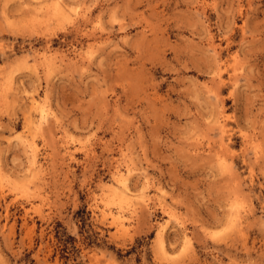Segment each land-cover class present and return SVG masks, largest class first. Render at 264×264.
<instances>
[{
	"label": "rangeland",
	"instance_id": "obj_1",
	"mask_svg": "<svg viewBox=\"0 0 264 264\" xmlns=\"http://www.w3.org/2000/svg\"><path fill=\"white\" fill-rule=\"evenodd\" d=\"M0 264H264V0H0Z\"/></svg>",
	"mask_w": 264,
	"mask_h": 264
},
{
	"label": "bare ground",
	"instance_id": "obj_2",
	"mask_svg": "<svg viewBox=\"0 0 264 264\" xmlns=\"http://www.w3.org/2000/svg\"><path fill=\"white\" fill-rule=\"evenodd\" d=\"M53 57H55V56H53ZM57 57V56H56ZM59 59V58H58ZM53 60H54V58H53ZM52 60V61H53ZM60 61H61V59H60ZM64 61V60H63ZM58 62V61H57ZM56 62V63H57ZM49 67V66H48ZM36 100H35V98L34 97H31V104L33 103L34 104V102H35ZM44 102V101H43ZM43 102H42V104H43ZM40 105V104H39ZM43 106H45V105H43ZM37 107V106H36ZM48 107V106H47ZM42 108V107H41ZM39 110V109H38ZM46 110H47V108H46ZM46 110H40V113H38V114H40L39 116L40 117H44V116H46V114H47V111ZM50 115V114H49ZM39 118V117H38ZM47 118V117H46ZM45 118V119H46ZM43 119V118H42ZM39 120V119H38ZM40 121V120H39ZM35 123H37V122H35ZM35 125H37V124H35ZM29 144V143H28ZM27 144V145H28ZM33 144V143H32ZM31 144V145H32ZM26 145V146H27ZM29 149H30V147H28ZM32 149V151H33V149L34 148H31ZM36 152V151H35ZM34 151L32 152L33 153V157H34V153H35ZM31 153V154H32ZM125 160V159H124ZM128 160H131V159H128ZM37 161V160H36ZM38 162V161H37ZM34 163H35V160H34ZM130 164V163H129ZM42 166V165H41ZM117 166V165H116ZM36 167H37V165H36ZM123 167V166H122ZM40 169V168H39ZM128 170H129V168H127ZM133 169V168H132ZM114 171H115V169H114ZM113 172V171H112ZM124 173H122L121 171H119V170H117L115 173H114V182L116 183V185H118L119 187H121V189H122V192H123V194L124 195H127V193L130 191L129 189H128V187H127V185H126V181H127V179H126V181H125V178H124ZM113 176V175H112ZM37 181V180H36ZM112 182H113V180H112ZM110 185V184H109ZM111 186V185H110ZM108 187V186H107ZM112 187H114V186H112ZM147 187V186H146ZM108 188H110V187H108ZM115 188H116V186H115ZM149 188V187H148ZM107 190V189H106ZM129 190V191H128ZM109 191V190H108ZM120 191V190H119ZM26 192V191H25ZM131 193V192H130ZM131 194H134V193H131ZM137 194V193H136ZM39 195V194H38ZM110 195V194H109ZM135 195V194H134ZM112 197H114V196H112ZM134 197H136V196H134ZM117 198V197H116ZM122 198V197H121ZM150 198H152V197H150ZM42 199V198H41ZM123 199V198H122ZM139 199V198H138ZM149 199V197H141L140 198V200L141 201H143V202H146L147 200ZM152 200V199H151ZM122 201V200H121ZM120 201V202H121ZM119 202V203H120ZM105 204V203H104ZM132 204V203H131ZM133 204H135V203H133ZM132 204V205H133ZM142 204V203H141ZM148 204V203H147ZM118 206H120L119 204H117ZM116 205V206H117ZM136 205V204H135ZM139 205V204H138ZM146 206V205H145ZM107 207V206H106ZM125 207H127L126 205H125ZM129 207V206H128ZM131 207V206H130ZM132 207H135V206H132ZM136 208V207H135ZM130 209V208H129ZM128 209V210H129ZM134 209V208H133ZM113 211V210H112ZM112 211L111 210H108V211H105V210H102V214H103V216H109L110 218H111V220H112V222H114V224H115V226H116V230L117 231H120V230H122V229H124V226H126L125 225V222H124V217H123V215L120 213V212H118V213H112ZM125 213V212H124ZM134 213H135V211H134ZM170 215V214H169ZM128 217V216H127ZM106 218V217H105ZM130 221V220H129ZM130 224V223H129ZM161 225V224H160ZM159 226V225H158ZM126 228V227H125ZM124 231V230H123ZM159 233V232H158ZM160 234H161V231H160Z\"/></svg>",
	"mask_w": 264,
	"mask_h": 264
}]
</instances>
